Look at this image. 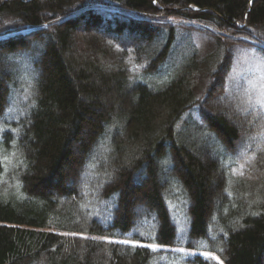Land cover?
<instances>
[{
	"label": "trees",
	"instance_id": "trees-1",
	"mask_svg": "<svg viewBox=\"0 0 264 264\" xmlns=\"http://www.w3.org/2000/svg\"><path fill=\"white\" fill-rule=\"evenodd\" d=\"M235 45L264 0H0V264H264Z\"/></svg>",
	"mask_w": 264,
	"mask_h": 264
},
{
	"label": "rangeland",
	"instance_id": "rangeland-1",
	"mask_svg": "<svg viewBox=\"0 0 264 264\" xmlns=\"http://www.w3.org/2000/svg\"><path fill=\"white\" fill-rule=\"evenodd\" d=\"M220 31L224 39H231L232 35L228 30ZM195 38L197 46L204 48L205 52L212 48L204 38ZM226 91L243 112L263 108L264 54L246 46L235 45L232 67L227 75Z\"/></svg>",
	"mask_w": 264,
	"mask_h": 264
},
{
	"label": "snow or ice",
	"instance_id": "snow-or-ice-1",
	"mask_svg": "<svg viewBox=\"0 0 264 264\" xmlns=\"http://www.w3.org/2000/svg\"><path fill=\"white\" fill-rule=\"evenodd\" d=\"M221 264H222V262H221Z\"/></svg>",
	"mask_w": 264,
	"mask_h": 264
}]
</instances>
